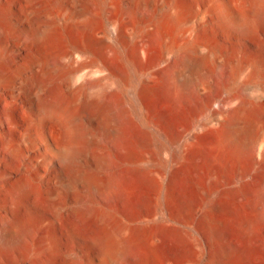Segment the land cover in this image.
Here are the masks:
<instances>
[{
	"label": "bare ground",
	"instance_id": "bare-ground-1",
	"mask_svg": "<svg viewBox=\"0 0 264 264\" xmlns=\"http://www.w3.org/2000/svg\"><path fill=\"white\" fill-rule=\"evenodd\" d=\"M171 233L167 264H264V0H0V264H157Z\"/></svg>",
	"mask_w": 264,
	"mask_h": 264
},
{
	"label": "rangeland",
	"instance_id": "rangeland-1",
	"mask_svg": "<svg viewBox=\"0 0 264 264\" xmlns=\"http://www.w3.org/2000/svg\"><path fill=\"white\" fill-rule=\"evenodd\" d=\"M252 49L249 46L241 48L238 50V58L240 60H245L250 55ZM155 191L149 185H146L143 179H134L132 182V193L130 197L131 208L127 209V211L137 213L139 211H151L153 204L152 201L154 199ZM141 206V207H140ZM140 207V209L136 210V208ZM47 232H50V228H47ZM170 231H167V234ZM163 235L161 243L159 245V261L157 264H167L173 261L178 260L185 254H192L194 250L188 246L179 244L175 240V234L171 233L169 235ZM208 257L205 255L202 257L198 264H207Z\"/></svg>",
	"mask_w": 264,
	"mask_h": 264
}]
</instances>
